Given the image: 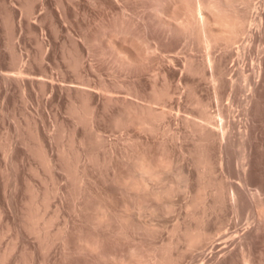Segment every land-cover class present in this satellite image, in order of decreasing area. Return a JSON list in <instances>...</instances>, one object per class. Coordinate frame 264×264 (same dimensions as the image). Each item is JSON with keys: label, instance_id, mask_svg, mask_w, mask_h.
Returning a JSON list of instances; mask_svg holds the SVG:
<instances>
[{"label": "rangeland", "instance_id": "obj_1", "mask_svg": "<svg viewBox=\"0 0 264 264\" xmlns=\"http://www.w3.org/2000/svg\"><path fill=\"white\" fill-rule=\"evenodd\" d=\"M251 1L253 17L263 0ZM121 3L126 9L114 0H0V264H121L124 256L130 264H264V28L255 37L242 34L233 47L222 40L213 50L228 81L216 101L210 69L198 76L184 66L190 56L204 62L205 45L183 32L167 41L150 0ZM167 13L164 18L177 26L187 16ZM123 21L137 36L148 35L153 47L138 44L142 57L130 68L127 56L112 45L123 43L111 35ZM145 47L155 58L147 61ZM241 67L248 76L254 72L249 81L240 78ZM164 68L173 97L155 105L171 109L155 122L156 132L126 125L118 118L123 104L104 102L107 89L121 101L134 99L129 88L137 84L144 99L136 100L145 103L151 81L164 84ZM232 77L238 84L231 86ZM188 83L200 99L188 94ZM83 89L93 93L94 124L73 115ZM202 104L214 115L211 120L220 119L224 109V123L231 124L224 142L217 135L205 140L192 128ZM242 125L251 135L248 152ZM202 147L209 148L211 165L200 164ZM139 155L165 163L160 177L147 182L149 190L163 191L159 198L122 181L135 174ZM232 190L241 192L238 204ZM196 228L209 237L192 247L187 232ZM96 236L102 254L85 247Z\"/></svg>", "mask_w": 264, "mask_h": 264}, {"label": "bare ground", "instance_id": "obj_2", "mask_svg": "<svg viewBox=\"0 0 264 264\" xmlns=\"http://www.w3.org/2000/svg\"><path fill=\"white\" fill-rule=\"evenodd\" d=\"M96 1V0H95ZM115 1V3H118L119 5H121L122 7H121V9H126V5H123L122 3H121V1L122 0H114ZM262 1V0H261ZM100 2V1H99ZM150 2H152V6H151V8H153L154 9V11H156L155 12V14H156V22H155V24H157V25H159V27L160 26H162V28L164 27V28H166L165 29V31H167L165 34H166V36H165V39L167 40V41H169V40H171L172 38H174V36H176V35H179L181 32H183L184 33V35H187V38L189 37V39L190 40H192V41H194L195 42V44H196V42L198 43V44H200V42H201V44L200 45H205V47L207 48V55L205 56L204 55V57H206V59H205V61L204 62H202L201 64L200 63H198L196 60L197 59H195V57L194 56H190L189 58H186V65L184 64V66H185V71H187V73L189 72V73H192V74H198V76H199V74H202V72L204 71V69L205 68H209L210 69V73H211V76H212V83H213V88H214V90H215V97L217 98V100L216 101H219L218 99L221 97H219V88H221L223 85H225L228 81H226L227 79H226V71L224 70V68L222 67V61L223 60H221L222 58H220V57H217L213 52V50L216 48V47H218L217 45H219V42L220 41H222V40H224L225 41V44L228 46V47H233V45H234V43L236 42V40H238V37H240L242 34H245V33H249L250 35H251V37H253V35L256 33V32H259V33H261V32H263L262 31V29L264 28V15H263V11H264V0L262 1V5L260 4V6H256V8H255V11L253 10V12H255V14L256 15H254L253 14V17H252V15H250L249 13L250 12H252V11H249L248 12V9H251L252 7L254 8L255 7V5L253 6L252 5V1L251 0H150ZM171 12L172 13V15H173V17H177V15H180V14H183L182 16H184V14H186L187 16H185V20H183V21H181V25L180 24H178L179 26H177V25H175L173 22H171L170 20H166L165 18H164V14H168L167 12ZM170 14V13H169ZM170 16V15H169ZM172 19V18H171ZM178 19V18H177ZM182 19V18H181ZM174 20V19H173ZM152 20H150V22H151ZM180 22V21H179ZM176 23V22H175ZM154 24V25H155ZM247 25H248V27H247ZM252 25H255V26H252ZM133 27V25L131 26V25H129V23L127 24L125 21H123V23H120V24H116L115 26H114V29L111 31V35H113L115 38L116 37H121L122 38V40H123V43L121 42V44H120V46L119 45H116L115 43H113L114 41V39L112 40V45H114V47H115V49H117L118 51H119V53L120 54H125L126 56H127V59H128V61L127 62H125L124 64L125 65H128V67L130 66H132V65H135L138 61H139V59H140V57H142V56H140L139 57V55L137 54V52H136V50H137V45L139 44V45H141V44H144V42H146V43H148V41L150 40H148L147 38H149V36L148 35H146L145 34V36H143V37H145V38H143L142 36H137L136 34H135V30L132 28ZM105 29H107V28H105ZM132 29H133V31H134V33H133V31H132ZM149 28H148V26H146V32L147 33H149L148 30ZM106 31V30H105ZM108 32H110V31H108ZM113 32V33H112ZM107 34V33H106ZM110 34V33H109ZM144 35V34H143ZM182 35V34H181ZM183 35V36H184ZM247 35V34H246ZM250 35H249V37H248V40H249V38H250ZM112 36V37H113ZM180 36V35H179ZM258 36V35H257ZM262 36H263V34H262ZM111 37V36H110ZM143 39H142V38ZM177 37V36H176ZM175 37V38H176ZM186 37V36H185ZM246 37V36H245ZM254 37H255V35H254ZM261 37V36H260ZM258 38V37H257ZM262 38V37H261ZM240 39V38H239ZM245 39V38H244ZM197 40V41H196ZM246 41L247 43L249 42V44H250V40L249 41ZM251 40H252V38H251ZM255 40V39H254ZM111 41V40H110ZM162 41V40H161ZM188 42V41H187ZM237 42H239V41H237ZM236 42V43H237ZM245 42V43H246ZM242 44H243V42H241ZM240 43V44H241ZM252 43H253V41H252ZM251 43V44H252ZM149 44V43H148ZM173 44V43H172ZM189 44V43H188ZM193 44V43H192ZM239 44V47H242L241 45ZM139 45H138V47H139ZM246 45V44H245ZM243 46V47H245L246 49H248L246 46ZM259 45V44H258ZM262 45V44H261ZM147 46V45H146ZM149 46H151V44H149L148 45V48L149 49H151L152 50V48L153 47H149ZM248 46V45H247ZM191 47V46H190ZM189 47V48H190ZM147 47H145V48H143V50H144V52H145V54L144 55H146V52H148V49ZM188 48V49H189ZM235 48V47H234ZM244 48V49H245ZM192 49V48H191ZM239 49V48H238ZM150 50V51H151ZM239 50H241V49H239ZM251 50V49H250ZM263 50V49H262ZM155 51V50H154ZM216 51V50H215ZM244 51V50H243ZM152 52L153 51H151V55H152ZM157 52V51H156ZM180 52V51H179ZM221 52H223V51H221ZM191 53V52H190ZM239 53L241 54V52H238L237 54L239 55ZM245 53V52H244ZM263 53V52H262ZM150 54V53H149ZM148 53H147V55L145 56V58L147 59V61L149 60V59H153V57L154 56H156L157 54L154 52V54L151 56V55H149ZM156 54V55H155ZM205 54V53H204ZM251 54V53H250ZM80 55V54H79ZM218 55V54H217ZM228 55V54H227ZM123 56V55H122ZM249 56V55H248ZM261 56V54L260 55H258V57H260ZM241 57L243 58V54H241ZM245 57V56H244ZM256 57V56H255ZM254 57V58H255ZM81 57H79V59H80ZM155 58V57H154ZM162 58V57H161ZM241 58V59H242ZM79 59L76 61V63H78V64H76L75 63V65H79V63H81V60L79 61ZM124 59V58H123ZM142 59V58H141ZM224 59V58H223ZM240 59V56H239V60H241ZM245 59H246V57H245ZM251 59H253V58H251ZM143 60H145V59H143ZM255 60V59H254ZM256 60H258V59H256ZM123 61V60H122ZM171 61H174V60H171ZM242 61H244V58L242 59ZM247 61V60H246ZM176 62V61H175ZM255 62H257V61H255ZM83 63V62H82ZM142 63V62H141ZM173 63V62H172ZM171 63V64H172ZM242 63V62H241ZM252 63L253 64H255L253 61H252ZM257 63H259V62H257ZM262 62H260V64H261ZM138 64V63H137ZM161 64V63H160ZM240 64V63H239ZM259 64V65H260ZM141 65V64H140ZM175 65V64H174ZM242 65V64H241ZM247 65V64H246ZM250 65V64H249ZM136 66V65H135ZM173 66V65H172ZM245 66V65H244ZM244 66H242V67H244ZM263 66V65H262ZM129 67V68H130ZM171 67V66H170ZM241 67V68H242ZM254 67V69H252V70H255V68L257 67H255V65L253 66ZM245 68H246V66H245ZM245 68H242L241 70L240 69H238V70H240V72H241V77L240 78H242V79H245V81H246V79L250 76V78H252V75H253V73L251 74V75H249L248 76V74H246V69ZM250 68V67H249ZM148 69V68H147ZM165 69V68H164ZM258 69V68H257ZM259 69H261V67H259ZM138 70V69H137ZM235 70H237V69H235ZM184 71V72H185ZM257 71V70H256ZM184 72H182L183 74H184ZM205 72V71H204ZM204 72H203V74H204ZM239 72V71H238ZM261 72H263V70H261ZM257 73H258V71H257ZM155 75H156V73H155ZM190 75V74H189ZM232 75H233V73H232ZM262 75V74H261ZM164 76V77H163ZM162 77H163V81H164V84L162 85V86H160L159 85V82H158V79H156L155 77V80H153V81H151L152 83H151V87H152V90H153V92H152V95H151V97L150 98H147L146 99V102L144 103V102H141V101H143V100H141V101H139V100H136V98H140V97H142V94H141V90L138 88V86H137V84H133V85H131V87L129 88V90H131L132 91V94H131V96H133V98L135 99H131V100H129V101H121V99L119 98V97H116V95H114V94H111L112 93V90H110V89H107L106 90V92L104 93V95H105V103L106 104H111L112 105V103H115V105L116 104H118V103H122L123 104V106H122V109H120L119 110V112H120V117H118L119 119H122L123 121H125V123H126V125H128L127 123H129V124H136V125H139V126H141L143 129H149V131L150 132H152V131H154L156 128H155V126L157 127V124L155 123V122H157V120H158V122L160 121L159 119L161 118V117H164V114H165V112H169V110H170V112H171V109L169 108H167L168 110L167 111H164V110H166V108L165 109H163V110H161V111H159L158 110V107L156 108V104L157 103H159V104H161V102L162 101H164V100H166L167 101V98H170L172 95H171V92H170V87H171V85H173L172 84V82L173 81H169L170 79H169V75L167 74V72H166V69L164 70V75H163ZM197 76V75H196ZM195 76V77H196ZM256 76H258V75H256ZM157 77H158V75H157ZM200 77H202V75L200 76ZM204 77V76H203ZM206 77V76H205ZM239 77L237 76V78L236 79H238ZM250 78H249V80H250ZM256 78V77H255ZM261 78V77H260ZM181 79V81H182V78H180ZM231 79V78H230ZM234 80L235 82L237 81V80ZM138 80H139V78H138ZM195 80V79H194ZM248 80V79H247ZM248 80V81H249ZM259 80V79H258ZM261 80V79H260ZM260 80H259V82H260ZM233 81V77H232V80L230 81V84H231V86H234L235 85V82ZM239 81V80H238ZM238 81H237V83L236 84H238ZM240 81H242V80H240ZM247 81V82H248ZM244 82V81H243ZM170 83V84H169ZM180 84H181V82H179ZM239 83H241V82H239ZM246 83V82H245ZM252 83V82H251ZM179 84V85H180ZM199 84V83H198ZM259 84V83H258ZM121 85V84H120ZM123 85V84H122ZM182 85H183V83H182ZM181 86V85H180ZM185 86V85H184ZM230 86V85H229ZM140 87V86H139ZM179 87V86H178ZM188 87L190 88V90H189V93L188 94H190L191 96H197V98H199L200 99V97H198V91H197V89L196 88H194V86H192V85H190L189 83H188V86L187 87H185V88H187L188 89ZM198 87V86H197ZM247 87V86H246ZM142 88V87H141ZM182 88H184L183 86H182ZM233 88V87H232ZM256 88H257V86H256ZM91 90V89H90ZM90 90H88V89H83L82 90V105H81V107L80 106H78L77 104H75V106L72 108L73 110V113H75V114H73V115H75V116H77V119H79L80 120V122H81V120L82 119H84V121L85 122H88L89 123V121H90V123L92 122L93 124H94V122L92 121L93 120V118H94V113H95V110H96V107L95 108H93L92 107V104H91V101H92V99H93V93L90 91ZM171 90H173L172 88H171ZM233 90V89H232ZM181 91V90H180ZM129 93H131L130 91H129ZM173 93V92H172ZM183 93H185L184 91L182 92V94ZM143 95H144V93H143ZM180 95V94H179ZM185 95H186V93H185ZM189 95V96H190ZM221 95V94H220ZM135 96V97H134ZM174 96H176V95H174ZM181 96V95H180ZM183 96V95H182ZM145 97V96H144ZM173 97V96H172ZM177 97H179V96H177ZM143 98V97H142ZM142 98H140V99H142ZM182 98V97H181ZM144 99V98H143ZM173 99V98H172ZM255 99H257V95L255 94L254 96H253V100H254V102L256 101ZM94 100V99H93ZM170 100H171V98H170ZM169 100V101H170ZM252 100V99H251ZM168 102V101H167ZM182 102V101H181ZM199 102H202V101H200L199 100ZM251 102V101H250ZM250 102H248L249 104H250ZM253 102V101H252ZM74 103V102H73ZM162 105H163V102H162ZM167 104L165 103V105H164V107L166 106ZM174 105V104H173ZM73 106V105H72ZM105 106H107V105H105ZM179 106H181V105H179ZM219 106V105H218ZM250 107L248 108V105H247V110H250L251 109V105H249ZM230 107V106H229ZM229 107H228V109H229ZM171 108H172V106H171ZM173 108H175V107H173ZM180 108V107H179ZM201 108V116L202 117H200L201 119H203L202 121H201V119L199 120V121H197L196 119L194 120L192 117H190L191 119H193V125L190 123V120H189V118H187L188 120L187 121H189V125H192V128L194 129V130H196V131H199V132H201V134H202V138L203 139H205V140H214V138L216 139V135H217V137L219 138V140H221V139H223V142H224V139L225 138H227V136H226V134H228V132H227V128H228V126H230L229 124H228V126H226V124L224 123V121H226V120H224L225 118H224V115L226 114H224L223 113V110L221 111H219V118L220 119H216V117H215V119L214 120H211L212 119V116H214L213 114H212V116H211V114H209V112L207 111V109H206V107L204 106V104H202V107H200ZM244 108H246V107H244ZM95 109V110H94ZM180 111H182L181 110V108L179 109ZM243 110H245L246 111V109H243ZM230 112V111H229ZM244 112V111H243ZM248 112V111H247ZM174 113V112H173ZM177 113H179V111H177ZM183 113V112H182ZM96 115V114H95ZM169 115V114H168ZM170 115H172V114H170ZM245 115V114H244ZM249 115V114H248ZM167 116V115H166ZM177 116H178V114H177ZM233 116V115H232ZM231 116V117H232ZM167 117H169V116H167ZM179 117V116H178ZM177 117V118H178ZM186 117H189V116H186ZM196 117V116H195ZM247 117V116H246ZM118 118H117V123H119L120 122V125H122L123 127H124V125L123 124H125V123H123V124H121V120L119 121L118 120ZM233 118V117H232ZM86 119H89V121L88 120H86ZM96 119V118H95ZM236 119V118H235ZM217 121V120H219L218 122L219 123H217L216 125V127H217V130H216V128H214L215 127V123L213 122V121ZM233 120V119H232ZM242 120V119H241ZM246 120V119H245ZM83 121V120H82ZM83 121V122H84ZM95 121V120H94ZM215 121V122H216ZM247 121H248V118H247ZM247 121H243V122H245V123H248ZM229 123L231 122V119L228 121ZM235 123H237L236 122V120L234 121ZM239 122V121H238ZM249 122H251L250 120H249ZM91 123V124H92ZM214 124V126H213V124ZM239 123H242L241 121L239 122ZM156 124V125H155ZM170 124V123H169ZM251 124V123H250ZM161 125V124H160ZM171 125V124H170ZM241 125V124H240ZM246 125V124H245ZM248 125V124H247ZM117 126H119L118 124H117ZM188 126V125H187ZM92 127H93V125H92ZM138 127V126H137ZM190 127V126H189ZM241 127H243V125L242 126H240V128ZM248 127V126H247ZM247 127L246 128H243L244 130L245 129H247ZM158 128L159 127H157V130H158ZM251 128H252V126L250 127V130H251ZM243 129L241 128V129H239V130H241V131H243ZM152 130V131H151ZM249 130V129H248ZM217 131V133H215V135H214V133L213 132H216ZM154 132H156V131H154ZM195 132V131H194ZM244 132V131H243ZM246 132V133H245ZM245 134H243V136H245V138H243V139H245L244 141H243V139H242V142H243V146H242V148L244 147V148H248L247 147V138L248 137H250L251 135L249 134V133H247V131L245 130ZM241 134H242V132H241ZM230 135V134H229ZM247 135H249L248 137H247ZM241 136V135H240ZM231 138V137H230ZM252 138V137H251ZM228 139V138H227ZM204 140V141H205ZM250 140V139H249ZM226 141V140H225ZM240 141V140H239ZM206 142H208V141H206ZM222 143V142H221ZM220 143V144H221ZM226 143H228L227 141H226ZM225 143V144H226ZM241 143V142H240ZM249 143H251V140H250V142ZM202 145V144H201ZM205 145V144H204ZM223 145H224V143H223ZM227 145V144H226ZM220 146V145H219ZM251 146H254V145H251ZM227 147V146H226ZM221 148H223V146L221 147ZM243 148V149H244ZM251 148H253V147H251ZM202 149H203V147H202ZM209 149V148H208ZM208 149H205V147H204V149L203 150H201V156H200V164L202 163L203 165H207V164H210L211 163V160L209 161V151H208ZM224 149V148H223ZM222 149V150H223ZM246 149H245V151H246ZM252 151V150H251ZM67 152V151H66ZM223 152V151H222ZM247 152H248V149H247ZM224 153H225V151H224ZM227 153V152H226ZM245 153V152H244ZM67 154V153H66ZM68 155V154H67ZM146 155V154H145ZM252 155V154H251ZM250 155V151H249V155L248 154H246V155H244V157L245 158H247V159H244L245 161L247 160H250L251 159V157H250V159H248L249 158V156H251ZM147 156V155H146ZM227 156H228V153H227ZM229 158V157H228ZM227 158V159H228ZM224 159H225V157H224ZM49 160V159H48ZM135 161V166H136V172H135V174L133 175V176H129L128 177V180H125V179H123L122 181L126 184V186L128 185L129 187H131V188H133V189H135V190H138V191H141V190H146L147 191V194L149 195V196H153L154 198H156V197H160L161 195H160V193H162L161 191H159V190H155V189H148L149 187L147 186V182H148V180H156L157 178H159L160 177V175H161V170H160V166L161 165H165V163L163 162L162 163V161H160V160H153V159H148V157H144V155L143 156H138L137 157V159L136 160H134ZM245 163V162H244ZM247 163L248 162H246V165H247ZM243 164V163H242ZM211 165V164H210ZM209 165V166H210ZM244 167V166H243ZM245 168V167H244ZM244 170H248V169H244ZM247 172L245 171V174H246ZM118 177V176H117ZM243 178H246V177H243ZM127 179V178H126ZM150 180V181H151ZM240 184V183H239ZM127 186V187H128ZM128 187V188H129ZM241 188V187H240ZM172 189V188H171ZM171 189H169V190H171ZM239 189V188H238ZM168 190V192H170ZM137 191V192H138ZM233 192V199H234V201L238 204L240 201H241V199H240V201H239V198H240V196L241 195H239L240 193H238V191H236V190H232ZM240 191V190H239ZM144 192V191H143ZM145 193V192H144ZM140 194H141V192H140ZM237 206V205H236ZM106 215V214H105ZM100 218V217H99ZM105 218V217H104ZM123 218V217H122ZM110 219V218H109ZM126 219V218H125ZM102 222H103V220H101ZM124 220H122V222H123ZM111 223V222H110ZM120 224H122V223H120ZM126 224V223H125ZM128 225V224H127ZM127 227V226H126ZM122 228V227H121ZM205 230V229H204ZM121 231H123V230H121ZM205 231H203V229H194V230H190V231H188L187 233H188V240H189V245L190 246H195L196 244H198V242H200V241H202L203 240V237H204V235H205V233L207 232H205ZM124 232H122V234H123ZM118 234V233H117ZM100 236V235H99ZM206 236H208V235H205V238H206ZM101 237V236H100ZM209 237V236H208ZM96 238L97 239H94L93 241L92 240H87V238H86V240L87 241H85L84 243H86L85 245H87V246H85V247H89L90 249H93L94 251L96 250H101V240H100V238L98 239V237L96 236ZM207 239V238H206ZM83 240V239H82ZM85 240V239H84ZM83 240V241H84ZM101 241V242H100ZM234 241V240H233ZM225 242H227V240L225 241ZM104 243V242H103ZM245 243L243 242V245H244ZM248 244V243H247ZM236 245V244H235ZM249 245H250V243H249ZM138 249V248H137ZM98 250V251H99ZM135 250V249H134ZM97 251V252H98ZM105 251V250H104ZM100 252V251H99ZM136 252V251H135ZM101 253V252H100ZM133 253H134V251H133ZM138 253H140V252H138ZM102 254V253H101ZM106 254V253H105ZM135 254V253H134ZM133 254V255H134ZM107 255V254H106ZM105 255V256H106ZM123 255V254H122ZM130 255H131V253H130ZM104 256V255H103ZM108 256V255H107ZM110 256V255H109ZM108 256V257H109ZM115 256V255H114ZM113 256V257H114ZM119 256V255H118ZM139 256V255H138ZM107 258V257H106ZM110 258V257H109ZM108 258V259H109ZM117 258H119V257H116V259ZM124 258H125V256H124ZM122 259L121 258V264H130V261H129V259L128 260H125V259H127V257L125 258V259ZM132 258V257H131ZM130 258V259H131ZM135 258V260H138L137 258L138 257H134ZM140 258V257H139ZM162 258V257H161ZM120 259V258H119ZM157 260V259H156ZM155 260V261H156ZM160 260V259H159ZM111 261H113V260H111ZM120 261V260H119ZM126 261H129V262H126ZM139 261V260H138ZM137 261V262H138ZM162 261V260H161ZM165 261V260H164ZM132 262V261H131ZM134 262V261H133ZM139 262H141V261H139ZM151 262V261H150ZM144 263V262H143ZM147 263V262H146ZM153 263H155V262H153ZM153 263H151V264H153ZM163 263V262H162ZM249 263V262H248ZM132 264V263H131ZM135 264V263H134ZM138 264V263H137ZM141 264H142V262H141ZM147 264H149V262L147 263ZM155 264H161V262L160 261H157ZM166 264V263H165Z\"/></svg>", "mask_w": 264, "mask_h": 264}]
</instances>
